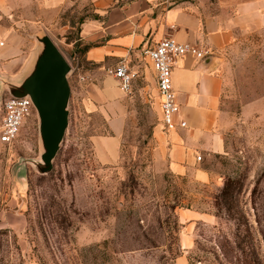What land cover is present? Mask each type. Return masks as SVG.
Segmentation results:
<instances>
[{
  "label": "rangeland",
  "instance_id": "1",
  "mask_svg": "<svg viewBox=\"0 0 264 264\" xmlns=\"http://www.w3.org/2000/svg\"><path fill=\"white\" fill-rule=\"evenodd\" d=\"M89 7L4 0V18L31 51L48 35L73 70L69 122L51 170L42 172L34 107L16 138L0 143V264H264V123L240 122L241 105L264 95V54L251 38L222 54V107L233 123L225 153L202 156L210 180L170 172L153 138L159 111L141 78L119 158L102 164L92 138L107 133L106 122L83 101L92 65L80 29Z\"/></svg>",
  "mask_w": 264,
  "mask_h": 264
},
{
  "label": "crops",
  "instance_id": "2",
  "mask_svg": "<svg viewBox=\"0 0 264 264\" xmlns=\"http://www.w3.org/2000/svg\"><path fill=\"white\" fill-rule=\"evenodd\" d=\"M47 1L90 6L80 29L83 56L92 65L86 69L83 101L106 122L107 133L92 138L95 158L102 164H113L119 158L132 95L139 90L140 78L145 80V89L153 96L160 115L155 70L142 50L170 36L212 52L204 59L186 54L174 65L172 85L180 105L177 119L186 125L167 130L161 122L153 133L170 172L190 174L201 182L210 180L214 173L203 166L202 156L225 153L224 134L232 130L233 123L222 107L220 60L244 38H251V49L264 54V0ZM3 8L4 0H0V121L2 99L11 95L6 83H20L31 72L39 46L31 51L28 38L4 18ZM120 60L136 72L128 91L121 88L112 72ZM240 113L242 125L249 120L264 123V95L242 104Z\"/></svg>",
  "mask_w": 264,
  "mask_h": 264
},
{
  "label": "water",
  "instance_id": "3",
  "mask_svg": "<svg viewBox=\"0 0 264 264\" xmlns=\"http://www.w3.org/2000/svg\"><path fill=\"white\" fill-rule=\"evenodd\" d=\"M36 52L31 72L19 83H6L12 96H29L39 117V132L43 145L44 169L50 171L58 154L69 122L68 103L71 87L68 74L72 70L68 60L55 42L44 35Z\"/></svg>",
  "mask_w": 264,
  "mask_h": 264
},
{
  "label": "built area",
  "instance_id": "4",
  "mask_svg": "<svg viewBox=\"0 0 264 264\" xmlns=\"http://www.w3.org/2000/svg\"><path fill=\"white\" fill-rule=\"evenodd\" d=\"M141 53L150 60L155 70L161 122L167 130H173L177 126L184 127L186 122L183 119H177L180 105L172 85V69L178 60L186 54L204 59L212 52L207 48H199L165 36L153 47L144 48ZM112 72L119 79L121 88L128 91L136 76V72L131 70L128 62L120 60ZM85 78L87 77H82L83 80ZM33 107V103L27 95L16 97L8 94L4 96L2 99L3 115L0 121V143H11L16 138L23 118L29 114ZM200 157L198 155L197 159Z\"/></svg>",
  "mask_w": 264,
  "mask_h": 264
},
{
  "label": "trees",
  "instance_id": "5",
  "mask_svg": "<svg viewBox=\"0 0 264 264\" xmlns=\"http://www.w3.org/2000/svg\"><path fill=\"white\" fill-rule=\"evenodd\" d=\"M57 156V155H56ZM229 193V191H227V188L226 186L223 187V189L221 190V194L226 196L227 194ZM0 232H4V231H1ZM243 264H256L255 260L253 259H247V257L244 258V263Z\"/></svg>",
  "mask_w": 264,
  "mask_h": 264
}]
</instances>
